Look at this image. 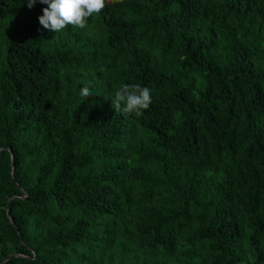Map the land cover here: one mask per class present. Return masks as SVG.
Returning <instances> with one entry per match:
<instances>
[{
	"label": "trees",
	"instance_id": "16d2710c",
	"mask_svg": "<svg viewBox=\"0 0 264 264\" xmlns=\"http://www.w3.org/2000/svg\"><path fill=\"white\" fill-rule=\"evenodd\" d=\"M45 7L0 0V264H264V0Z\"/></svg>",
	"mask_w": 264,
	"mask_h": 264
},
{
	"label": "clouds",
	"instance_id": "9594fccd",
	"mask_svg": "<svg viewBox=\"0 0 264 264\" xmlns=\"http://www.w3.org/2000/svg\"><path fill=\"white\" fill-rule=\"evenodd\" d=\"M46 4L43 15L39 19L40 25L51 32H61L66 27L84 29L90 18L99 17L108 4V0H39ZM37 0H27L31 9ZM88 87L80 90L81 97H90ZM152 103L151 90L138 84H122L114 92L112 107L115 112L123 111L125 114L143 115Z\"/></svg>",
	"mask_w": 264,
	"mask_h": 264
},
{
	"label": "water",
	"instance_id": "95a60500",
	"mask_svg": "<svg viewBox=\"0 0 264 264\" xmlns=\"http://www.w3.org/2000/svg\"><path fill=\"white\" fill-rule=\"evenodd\" d=\"M13 174H14V156L11 153V179H13ZM17 187L22 191V189L17 185ZM24 192V191H23ZM25 197H26V193H24ZM13 198H17V197H13ZM7 217L10 219V204H8L7 206V211H6ZM11 221V220H10ZM13 256H9L7 257L2 264H5L6 261H8L10 258H12Z\"/></svg>",
	"mask_w": 264,
	"mask_h": 264
}]
</instances>
